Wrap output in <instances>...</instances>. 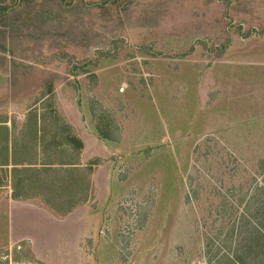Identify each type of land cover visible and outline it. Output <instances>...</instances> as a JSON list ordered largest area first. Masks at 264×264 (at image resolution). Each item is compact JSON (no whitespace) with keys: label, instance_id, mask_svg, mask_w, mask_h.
Returning <instances> with one entry per match:
<instances>
[{"label":"rangeland","instance_id":"1","mask_svg":"<svg viewBox=\"0 0 264 264\" xmlns=\"http://www.w3.org/2000/svg\"><path fill=\"white\" fill-rule=\"evenodd\" d=\"M0 10L7 106L48 93L56 114L62 91L52 89L67 79L91 86L93 71L111 66L137 77L156 59L220 66L234 38L264 35V0H0ZM213 140L188 159L180 202L121 197L95 235L48 210L1 218L0 168V264H251L264 216V145L232 156Z\"/></svg>","mask_w":264,"mask_h":264},{"label":"crops","instance_id":"2","mask_svg":"<svg viewBox=\"0 0 264 264\" xmlns=\"http://www.w3.org/2000/svg\"><path fill=\"white\" fill-rule=\"evenodd\" d=\"M234 40L220 66L156 59L137 77L111 66L93 71L91 86L67 79L52 89L62 91L57 114L48 93L7 106L0 67L1 218L48 210L95 235L121 197L180 202L188 159L213 138L227 155L262 149L264 35Z\"/></svg>","mask_w":264,"mask_h":264},{"label":"trees","instance_id":"3","mask_svg":"<svg viewBox=\"0 0 264 264\" xmlns=\"http://www.w3.org/2000/svg\"><path fill=\"white\" fill-rule=\"evenodd\" d=\"M78 145L79 146L81 145L79 141H78ZM263 209H264V206H263ZM256 226L261 232V237L260 239L256 240L255 249L252 251H249V256L247 257V259L249 260L251 264H264V216H262L261 219H259ZM250 253H253V254L250 255ZM244 264L246 263L244 262Z\"/></svg>","mask_w":264,"mask_h":264}]
</instances>
